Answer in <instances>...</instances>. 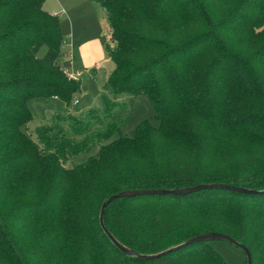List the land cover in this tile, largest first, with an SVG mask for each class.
<instances>
[{"label": "trees", "instance_id": "trees-1", "mask_svg": "<svg viewBox=\"0 0 264 264\" xmlns=\"http://www.w3.org/2000/svg\"><path fill=\"white\" fill-rule=\"evenodd\" d=\"M92 1L109 28L105 86L112 98L145 95L156 125L144 120L132 136L110 139L120 126L112 115L118 103L101 95L102 112L54 114L31 139L21 129L31 118L27 102L68 106L80 81L58 64L59 20L43 0H0V264H225L211 242L137 257L208 232L231 237L251 264H264V158L206 168L221 140L264 150V0ZM168 143L193 152L190 171L156 167L153 153ZM95 145L84 162L63 166ZM200 185L255 193L207 188L114 199L103 227L134 255L116 249L98 225L101 203L121 191Z\"/></svg>", "mask_w": 264, "mask_h": 264}, {"label": "rangeland", "instance_id": "rangeland-1", "mask_svg": "<svg viewBox=\"0 0 264 264\" xmlns=\"http://www.w3.org/2000/svg\"><path fill=\"white\" fill-rule=\"evenodd\" d=\"M42 9L47 12H58L60 9H101L98 3L92 0H43ZM48 13V12H47ZM49 14V13H48ZM60 14V13H55ZM59 20L65 18L64 14L58 15ZM87 18L82 22L85 23ZM89 20V19H88ZM79 18H77V23ZM81 22V20H80ZM80 23L83 25V23ZM88 29L87 34L93 30V26L89 22L85 24ZM84 27V25L82 26ZM103 39L107 41L109 47L111 42L108 39V31H103ZM63 45L61 44L59 49V55L62 57ZM45 52V47H41L36 57L40 58ZM105 60L103 62L95 63V70L92 74H88V71H80V83L79 92L74 95L73 99H76L77 104L73 105L72 102L66 106L58 99H32L27 102L28 110L31 118L21 129L27 135L34 139V130L41 125L51 124L53 122L52 116L57 113L68 112L73 116H79L85 114L91 109H96L102 112L103 106L100 100V96L104 95L110 100L114 99L118 105L113 109L112 115L115 119L120 121L118 131L110 138L117 137H130L132 136L136 126L147 120L152 125H156L154 119V110L150 100L143 94L129 95L120 94L115 98L110 95V90L105 86V80L107 75L112 69V63L108 58L107 52L103 50ZM78 59L75 58V62ZM58 64L63 69L64 65H67V60H58ZM79 64V63H77ZM73 101V100H72ZM94 131V130H92ZM94 134V132H93ZM109 139V140H110ZM97 146L91 147L87 152L80 153L76 156L70 157L65 164V168H70L74 165L84 162L89 156L96 153ZM208 161L210 171H219L224 165V161H231L248 157V164H251L253 160H260L264 158V150L261 147L246 146L239 140H221L219 143L213 145V150L210 154ZM153 161L156 167L162 173H170L174 171H180L181 173L191 170L193 162H195L193 152L181 144H163L159 150L154 151ZM210 246L213 250L224 260L225 264H244L243 255L239 250L230 244L222 241L211 242ZM49 264H58L53 261ZM188 264H202L198 261H193Z\"/></svg>", "mask_w": 264, "mask_h": 264}, {"label": "crops", "instance_id": "crops-1", "mask_svg": "<svg viewBox=\"0 0 264 264\" xmlns=\"http://www.w3.org/2000/svg\"><path fill=\"white\" fill-rule=\"evenodd\" d=\"M47 12L52 16H56L57 18L58 15H65V18L62 20H59L58 18L59 29L62 37V50H64L62 57L59 55L58 60H67V65L63 66L67 71L66 75H77L80 81V71L82 69L85 71L89 70L88 74H92V72L95 70V63L99 64L105 60L102 41L105 43L107 41L103 39L102 33L103 31H108L109 36V28L104 10L102 8L60 9L58 12ZM77 18H79V23H77ZM86 18V22L83 23L82 21ZM80 20L84 27H82L83 25L80 24ZM87 22L93 26V30L88 34V29H86L85 26ZM75 58L78 59L77 62H75Z\"/></svg>", "mask_w": 264, "mask_h": 264}, {"label": "water", "instance_id": "water-1", "mask_svg": "<svg viewBox=\"0 0 264 264\" xmlns=\"http://www.w3.org/2000/svg\"><path fill=\"white\" fill-rule=\"evenodd\" d=\"M207 188H223V189H231V190H236V191L246 192V193H255L254 191H244V190H241V189H234V188H231V187H226V186H221V185H200V186L190 187V188H186V189H178V190L121 191V192H119L117 194L109 196L104 202L101 203V205L99 207V211H98V225H99L100 229L102 230V232L104 233V235L109 240V242L116 249H118L119 251H121L124 254L134 255L131 251L127 250L126 248L121 246L117 241H115V239L103 227L102 215H103V211H104L105 207L108 205V203H110L114 199H118V198L134 197V196L147 195V194H164V193L175 194V195H183V194H187V193H191V192H194V191H197V190L207 189ZM215 241H223V242H226V243L230 244L231 246L235 247L236 249H238L243 254V256L245 258V264H251L250 254H249L248 250L242 244L236 242L231 237H229V236H227L225 234L213 233V232H208V233H204V234L195 236V237L185 241L184 243H182V244H180L178 246L170 248V249H168L166 251H163V252H161V253H159L157 255H154V256H148V257L137 256V257H139V258L156 257V256L163 255V254L168 253V252H170L172 250L178 249L180 247H183L185 245H189V244H192V243H197V242H215Z\"/></svg>", "mask_w": 264, "mask_h": 264}, {"label": "built area", "instance_id": "built-area-1", "mask_svg": "<svg viewBox=\"0 0 264 264\" xmlns=\"http://www.w3.org/2000/svg\"><path fill=\"white\" fill-rule=\"evenodd\" d=\"M66 74V72H64ZM70 80H73V81H77L78 80V77L77 75H73V74H70V75H66ZM73 105L77 104V100L74 99L73 102H72Z\"/></svg>", "mask_w": 264, "mask_h": 264}]
</instances>
